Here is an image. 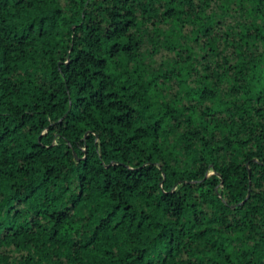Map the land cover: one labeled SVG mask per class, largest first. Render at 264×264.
Masks as SVG:
<instances>
[{
  "label": "trees",
  "instance_id": "trees-1",
  "mask_svg": "<svg viewBox=\"0 0 264 264\" xmlns=\"http://www.w3.org/2000/svg\"><path fill=\"white\" fill-rule=\"evenodd\" d=\"M0 264H264V0H0Z\"/></svg>",
  "mask_w": 264,
  "mask_h": 264
}]
</instances>
